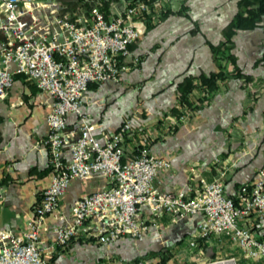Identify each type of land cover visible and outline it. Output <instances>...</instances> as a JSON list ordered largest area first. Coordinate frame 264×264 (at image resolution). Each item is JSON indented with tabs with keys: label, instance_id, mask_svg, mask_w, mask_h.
Returning a JSON list of instances; mask_svg holds the SVG:
<instances>
[{
	"label": "crops",
	"instance_id": "crops-1",
	"mask_svg": "<svg viewBox=\"0 0 264 264\" xmlns=\"http://www.w3.org/2000/svg\"><path fill=\"white\" fill-rule=\"evenodd\" d=\"M168 3L174 10L183 7L184 12L168 14L145 29L123 59L129 68L117 81L90 83L81 108L96 123L98 138L129 119L131 127L123 141L125 157L147 144L153 154L170 161L154 177L159 190L175 191L189 183L197 187L200 179L213 180L225 169V192L234 194L264 167V16L260 26L237 30L232 37L231 52L243 77L221 82L208 102L185 112L178 125L167 130L166 125L175 121L169 111L177 100L178 82L184 76L217 70L211 46L223 39L224 29L237 12L238 0ZM134 57L139 58L138 64H132ZM229 69L234 70V66L229 65ZM51 102L52 97L23 74H15L12 86L0 97V227L13 232L27 226L52 176L44 142ZM66 122L69 129L76 128L77 114L68 112ZM63 151L68 158L69 149ZM106 186L107 179L97 174L73 178L60 197L59 211L69 218L75 198ZM141 214L152 218L147 207ZM201 218L202 214L196 213L173 220L171 214L163 212L137 237L125 235L109 243L74 238L67 246L50 251L53 228L61 220L49 213L40 225V244L49 264H120L121 260L122 264H146L157 261L158 252L165 249L172 256L181 251L192 259L191 254L201 253L200 247L197 243L185 246L179 240L190 241ZM241 223L264 238V215L246 217ZM213 238L229 249L236 248L246 264H259L244 258L225 235H212L204 239L205 244ZM170 258L164 264H169Z\"/></svg>",
	"mask_w": 264,
	"mask_h": 264
},
{
	"label": "built area",
	"instance_id": "built-area-1",
	"mask_svg": "<svg viewBox=\"0 0 264 264\" xmlns=\"http://www.w3.org/2000/svg\"><path fill=\"white\" fill-rule=\"evenodd\" d=\"M61 8L59 0H0V97L12 86L15 74L34 80L52 97L44 140L52 176L21 232L0 227V264H49L39 236L40 225L49 213L61 220L53 228L50 251H54L74 238L109 243L125 235L137 237L163 212L171 214L173 220L202 214L190 246L196 245V238L225 235L244 258L264 264V238L241 223L246 217L264 215V167L252 182L241 184L231 195L224 189L225 169L213 180L200 179L197 187L189 183L175 191H161L154 177L170 161L153 154L146 144L125 157L123 141L131 127L129 119L98 138L96 123L81 108L90 83L117 81L129 68L123 59L146 29L142 19L146 5H125L109 17L93 7L88 16L74 20ZM131 62L138 64L139 58ZM68 112L78 116L74 129L67 126ZM95 174L105 177L107 186L75 198L66 218L59 211L61 195L73 178ZM144 207L152 218L141 214ZM214 261L237 264L234 256Z\"/></svg>",
	"mask_w": 264,
	"mask_h": 264
},
{
	"label": "trees",
	"instance_id": "trees-1",
	"mask_svg": "<svg viewBox=\"0 0 264 264\" xmlns=\"http://www.w3.org/2000/svg\"><path fill=\"white\" fill-rule=\"evenodd\" d=\"M62 8L61 12L67 14L70 19H76L80 15L88 16L91 8L97 7L106 17L115 11L113 4L120 0H59ZM126 6H132L140 2L146 5V10L142 14V19L146 24V29L152 27L158 20L165 18L168 14L183 13V7L174 10L168 0H124ZM238 9L230 23L226 26L223 39L217 44L212 45V55L217 65V70L208 74L198 76H184L178 82V93L176 103L170 108L169 113L174 115L175 121L166 125L167 130L174 129L182 120L181 116L185 112L196 110L202 104L208 102L213 94L220 87V83L230 77H243L236 69L235 57L231 52L232 37L237 30L253 29L257 27L264 16V0H238ZM229 65L234 66V70L229 69ZM248 78L244 79V82ZM129 130L125 132V136ZM147 145V144H146ZM141 146V145H140ZM139 146V147H140ZM138 147V149H139ZM137 149V151H138ZM183 238L180 241L182 242ZM197 245H204L203 238H196ZM189 241H187V244ZM182 244V243H181ZM186 244V245H187ZM184 245V244H182ZM159 259L153 263L164 264L172 256L169 249L158 252ZM138 260V259H137Z\"/></svg>",
	"mask_w": 264,
	"mask_h": 264
},
{
	"label": "rangeland",
	"instance_id": "rangeland-1",
	"mask_svg": "<svg viewBox=\"0 0 264 264\" xmlns=\"http://www.w3.org/2000/svg\"><path fill=\"white\" fill-rule=\"evenodd\" d=\"M174 3H178L179 0H172ZM125 4L124 0H120L119 3L116 2L113 4V9H119L120 6ZM218 241H215L214 238L211 240L210 244L204 245H198L200 249L202 250L201 253L196 254L193 256L192 259H189L188 254L180 253L174 254L172 258L169 260V264H210L213 262H216L214 260L218 258H227L230 256H234L236 259L237 264H246L245 260L240 256L239 252L236 250V248L229 249L227 244L225 246L221 245ZM186 246L187 244V238H184L181 242ZM193 247V246H190ZM119 261V260H118ZM213 261V262H211ZM118 263V262H117ZM120 264H122V260L119 261Z\"/></svg>",
	"mask_w": 264,
	"mask_h": 264
},
{
	"label": "bare ground",
	"instance_id": "bare-ground-1",
	"mask_svg": "<svg viewBox=\"0 0 264 264\" xmlns=\"http://www.w3.org/2000/svg\"><path fill=\"white\" fill-rule=\"evenodd\" d=\"M228 262H230V261H216V262H213V263H210V264H229ZM232 263V262H231ZM233 264V263H232Z\"/></svg>",
	"mask_w": 264,
	"mask_h": 264
},
{
	"label": "water",
	"instance_id": "water-1",
	"mask_svg": "<svg viewBox=\"0 0 264 264\" xmlns=\"http://www.w3.org/2000/svg\"><path fill=\"white\" fill-rule=\"evenodd\" d=\"M260 25H261V23L258 26H260ZM184 217H187V216H184Z\"/></svg>",
	"mask_w": 264,
	"mask_h": 264
}]
</instances>
